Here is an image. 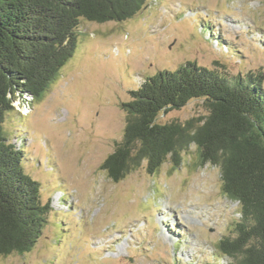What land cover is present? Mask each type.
<instances>
[{
	"label": "rangeland",
	"instance_id": "rangeland-1",
	"mask_svg": "<svg viewBox=\"0 0 264 264\" xmlns=\"http://www.w3.org/2000/svg\"><path fill=\"white\" fill-rule=\"evenodd\" d=\"M81 27L49 92L15 104L25 126L14 142L52 212L33 250L0 264H226L215 245L239 205L223 194L218 167H197L194 146L179 168L168 161L153 175L143 163L120 182L103 164L124 135L122 104L147 77L188 61L264 75V0H150L123 23ZM203 113L193 100L158 122Z\"/></svg>",
	"mask_w": 264,
	"mask_h": 264
},
{
	"label": "trees",
	"instance_id": "trees-1",
	"mask_svg": "<svg viewBox=\"0 0 264 264\" xmlns=\"http://www.w3.org/2000/svg\"><path fill=\"white\" fill-rule=\"evenodd\" d=\"M149 1L0 0V255L31 252L52 212L40 183L24 169V148L14 142L25 126L16 102L49 92L75 54L84 23H123ZM130 96L122 104L123 138L103 164L109 177L120 182L143 163L153 175L168 161L179 168L194 146L197 167H218L223 194L239 205L240 217L216 252L226 264H264L263 73L232 74L188 61L147 77ZM193 100L203 102L205 113L158 122Z\"/></svg>",
	"mask_w": 264,
	"mask_h": 264
}]
</instances>
